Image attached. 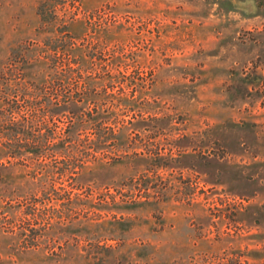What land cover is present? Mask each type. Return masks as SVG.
Returning <instances> with one entry per match:
<instances>
[{"label":"rangeland","instance_id":"rangeland-1","mask_svg":"<svg viewBox=\"0 0 264 264\" xmlns=\"http://www.w3.org/2000/svg\"><path fill=\"white\" fill-rule=\"evenodd\" d=\"M48 21L67 22L86 43L92 27L111 24L106 54L123 61L115 73L127 93L141 91L145 121L129 131L125 165L102 173L133 195L142 183L149 196L124 197L114 184L112 200L101 185L72 211L42 196L39 206L55 208L42 222L92 225L40 247L112 245L111 264H264V0H0V264H44L46 255L13 254L10 211L21 202L12 194L35 185L29 168L4 156L1 73L51 36Z\"/></svg>","mask_w":264,"mask_h":264},{"label":"trees","instance_id":"trees-1","mask_svg":"<svg viewBox=\"0 0 264 264\" xmlns=\"http://www.w3.org/2000/svg\"><path fill=\"white\" fill-rule=\"evenodd\" d=\"M68 27L65 21H48L51 36L42 43L34 42L32 53L23 49L18 67L1 73L7 99L1 119L4 156L29 168L35 185V192L19 189L12 194L21 202L10 211L19 223L15 231L13 227L10 230L19 241L13 254L45 253L44 264H111L118 255L112 245L40 247L42 240L58 239L59 235L67 238L66 228L92 225L90 219L72 216L62 222H42L45 210L55 209L39 206L42 196L65 199L68 211L74 210L76 199L87 203L99 194L101 185L112 200L114 195L109 191L114 184L120 185L119 193L124 197L149 196L142 183L133 195L131 184L107 179L102 173L116 163L125 165L124 160L130 157L129 131H141L145 121L137 104L141 91L135 88L127 93L124 80L115 73L123 61L113 53L106 54L112 40L111 24L92 27L87 43L71 35ZM85 175H90L94 186L81 184ZM60 225L64 226L59 231Z\"/></svg>","mask_w":264,"mask_h":264}]
</instances>
